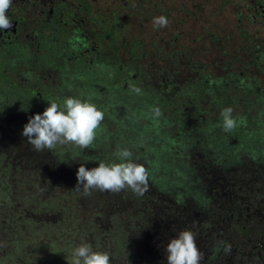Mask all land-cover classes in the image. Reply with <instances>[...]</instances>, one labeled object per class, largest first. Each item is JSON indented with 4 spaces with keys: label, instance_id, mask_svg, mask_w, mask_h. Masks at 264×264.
Returning a JSON list of instances; mask_svg holds the SVG:
<instances>
[{
    "label": "flooded vegetation",
    "instance_id": "obj_1",
    "mask_svg": "<svg viewBox=\"0 0 264 264\" xmlns=\"http://www.w3.org/2000/svg\"><path fill=\"white\" fill-rule=\"evenodd\" d=\"M6 14L0 132L73 97L104 114L95 162L119 163L127 149L154 179L181 183L174 167L206 179L204 166L195 177L196 155L226 173L264 162V0H12ZM159 16L166 27L154 26Z\"/></svg>",
    "mask_w": 264,
    "mask_h": 264
},
{
    "label": "trees",
    "instance_id": "obj_2",
    "mask_svg": "<svg viewBox=\"0 0 264 264\" xmlns=\"http://www.w3.org/2000/svg\"><path fill=\"white\" fill-rule=\"evenodd\" d=\"M26 119L0 132V264H54V257L56 264H71L74 249L85 243L93 251L105 243L110 264H167L166 246L183 230L193 232L200 264H264V162L228 165L233 169L226 173L196 155L195 177L204 166L205 180H192L174 167L182 183L169 174L154 179L149 171L142 196L130 188L86 195L60 180L77 183L81 164L90 170L89 164L99 163L92 145L36 151L21 135ZM95 199L99 204L93 205ZM77 200L92 204L89 219L75 210ZM91 222L102 231L94 230V237L87 231Z\"/></svg>",
    "mask_w": 264,
    "mask_h": 264
},
{
    "label": "clouds",
    "instance_id": "obj_3",
    "mask_svg": "<svg viewBox=\"0 0 264 264\" xmlns=\"http://www.w3.org/2000/svg\"><path fill=\"white\" fill-rule=\"evenodd\" d=\"M12 0H0V31L10 30L13 23L7 16ZM169 21L164 16L153 19L154 26L166 27ZM232 109L221 112L224 131H232L237 126L231 116ZM104 119V114L94 104L78 98L68 97L63 107L52 102L42 114H35L24 125L21 135L36 151L52 150L57 144L72 143L80 148H88L94 141L96 130ZM119 163H98V167L87 169L83 164L76 172L75 189L83 188L84 193L91 190L119 192L130 188L143 195L147 191L148 174L143 165L132 161V153L118 149L115 153ZM167 264H200V253L195 236L190 230H183L171 239L165 249ZM73 264H110L107 252L93 251L89 244H81L73 252Z\"/></svg>",
    "mask_w": 264,
    "mask_h": 264
},
{
    "label": "rangeland",
    "instance_id": "obj_4",
    "mask_svg": "<svg viewBox=\"0 0 264 264\" xmlns=\"http://www.w3.org/2000/svg\"><path fill=\"white\" fill-rule=\"evenodd\" d=\"M133 19V18H132ZM136 34L139 36V38L143 41V42H146V38H147V34H143L142 32H137L136 31ZM147 46H146V49H147V52H149V50L151 49L150 47H149V43L148 44H146ZM149 63H150V61H149ZM253 129L255 130V131H257L259 128H257V127H253ZM90 165V167L91 168H94V165H95V167H98V164H96V163H91V164H89ZM72 180H75V179H67V180H64V179H62V180H60V182H62L63 183V185H65V186H67V187H69V188H76V185H77V183H73V181ZM56 182V180L55 179H53L52 180V183H54V184H56L55 183ZM60 184V183H59ZM72 186V187H71ZM92 192H90L91 194L93 193L94 194V189L93 190H91ZM95 197V196H94ZM156 201H158V200H156ZM96 202L99 204V202H100V200L99 199H95V200H93V205H95L96 204ZM75 203V199H72V202H71V204H74ZM149 203L150 204H154V202L153 201H151V202H147V203H145V204H148L149 205ZM85 204V201H83V200H77V202H76V206H75V210L76 211H78V212H81V215L85 218V219H89V217L91 216V214L89 215V211H88V207L87 206H90L91 207V205L92 204H90V205H87V206H85L84 205ZM87 213H88V216L87 217H85L86 215H87ZM100 227L98 226V225H96L94 222H93V224H92V222L90 223V224H87V231L89 232V235H91V236H93L94 237V230H96L98 233H101L102 231H100V229H99ZM238 242H240V240H238ZM106 244L104 243V244H101V246L98 248V252H106ZM59 260H57V259H55V257H54V259H53V263L54 264H56L57 262H58ZM71 264H73V257L71 258Z\"/></svg>",
    "mask_w": 264,
    "mask_h": 264
}]
</instances>
